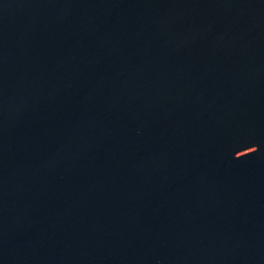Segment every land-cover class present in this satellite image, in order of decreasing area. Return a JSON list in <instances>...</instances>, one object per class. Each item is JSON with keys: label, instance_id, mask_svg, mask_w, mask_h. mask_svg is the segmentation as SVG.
<instances>
[{"label": "water", "instance_id": "water-1", "mask_svg": "<svg viewBox=\"0 0 264 264\" xmlns=\"http://www.w3.org/2000/svg\"><path fill=\"white\" fill-rule=\"evenodd\" d=\"M0 264H264V0H0Z\"/></svg>", "mask_w": 264, "mask_h": 264}]
</instances>
